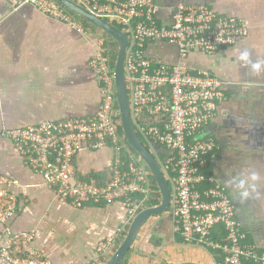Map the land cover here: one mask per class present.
Masks as SVG:
<instances>
[{"label": "built area", "instance_id": "built-area-1", "mask_svg": "<svg viewBox=\"0 0 264 264\" xmlns=\"http://www.w3.org/2000/svg\"><path fill=\"white\" fill-rule=\"evenodd\" d=\"M6 1L13 9L28 5L79 33L86 32L55 0ZM75 1L96 16L119 24L127 34L124 72L130 116L169 184L167 212L172 230L187 244L219 250L222 258L215 264H264V251L243 244L244 234L235 218L234 205L211 168L217 161L219 146L203 133L218 105L226 99L223 81L218 75L185 62L194 51L210 55L245 39L247 29L241 20L221 15L204 4L181 3L171 21L163 24L157 18L159 8L153 0ZM104 42L103 37L98 38L89 60L100 93L98 109L92 116L9 127L4 136L30 168L42 176L58 200L74 207L89 202H121L126 210V224L139 212L150 191L149 177L138 160L118 156L119 113L114 108L113 71ZM161 45L174 47L177 61L155 55L153 48ZM106 147L114 151L106 180L97 184L77 178L75 157L83 150ZM209 168V173H205ZM15 183L16 180L0 175V261L54 264L33 248L32 232H14L8 224L17 210L16 195L8 188ZM217 225L224 229V243L209 238ZM114 240L110 236L100 241L96 252L106 253ZM13 247L28 256H17Z\"/></svg>", "mask_w": 264, "mask_h": 264}, {"label": "crops", "instance_id": "crops-1", "mask_svg": "<svg viewBox=\"0 0 264 264\" xmlns=\"http://www.w3.org/2000/svg\"><path fill=\"white\" fill-rule=\"evenodd\" d=\"M153 1L163 24L171 21L178 4H204L221 15L240 19L247 29L245 39L236 44L210 55L194 51L185 62L223 81L226 99L203 133L219 146L213 171L234 205L243 244L264 251V66L253 72L238 59L248 49L253 62L264 60V0ZM99 37V30L79 33L31 6L13 9L0 0V175L16 180L8 188L17 198V210L8 224L14 232H32L33 248L54 264H103L96 261L108 259L113 247L101 254L96 247L107 237L113 236L114 242L118 239L117 230L125 228V206L89 202L74 207L58 200L4 131L42 120L92 116L100 93L89 60ZM153 50L167 61H177L174 47L161 45ZM113 157L108 147L83 150L74 159L75 176L87 179L100 174L104 179ZM252 171L260 176L255 192L241 199L233 181ZM167 211L143 224L127 251V263L215 264L209 249L185 243L172 230ZM2 231L0 223V239Z\"/></svg>", "mask_w": 264, "mask_h": 264}, {"label": "water", "instance_id": "water-1", "mask_svg": "<svg viewBox=\"0 0 264 264\" xmlns=\"http://www.w3.org/2000/svg\"><path fill=\"white\" fill-rule=\"evenodd\" d=\"M55 1L72 13L83 18L91 25L105 32L116 42L117 54L113 67V80L122 133L130 147L139 155L143 163L149 169L160 192L159 203L143 208L133 217L120 244L113 251L111 256L103 263L118 264L132 246L134 239L143 224L151 217L161 215L167 211L171 197L170 188L154 156L140 140L131 120L124 72V54L128 44L127 34L113 23L96 16L75 0Z\"/></svg>", "mask_w": 264, "mask_h": 264}, {"label": "trees", "instance_id": "trees-1", "mask_svg": "<svg viewBox=\"0 0 264 264\" xmlns=\"http://www.w3.org/2000/svg\"><path fill=\"white\" fill-rule=\"evenodd\" d=\"M73 18H75L77 21H79L83 27L85 29H97L101 32L102 37L104 39V49L106 51V55L108 56L109 59V65L111 67V70L113 71V67H114V62H115V58H116V54H117V46H116V42L113 40V38H111L109 35H107L105 32H103L102 30L96 28L95 26L91 25L90 23H88L86 20H84L83 18L79 17L78 15L72 13L71 11H69L68 9H66L65 7H63ZM113 24L115 26H117L118 28L121 29L120 25L113 22ZM211 73V72H210ZM213 74V73H212ZM116 98V96H115ZM114 108L116 111H118V107H117V102L115 99L114 102ZM116 121H117V127H118V135H119V146H120V153H119V157L126 159V158H133L135 160H138L139 163L144 167V169L146 170V172H148V177H149V189L150 191L148 192V194L146 195V197L144 198L143 201V205L140 208V210H142L143 208L149 207V206H153L159 203L160 201V192L159 189L156 185V182L154 180V178L152 177V175L150 174L149 169L147 168V166L143 163V161L141 160V158L139 157V155L130 147V145L128 144V142L126 141V139L123 136L122 133V129H121V125H120V121H119V114L116 115ZM138 134V132H137ZM140 140L142 141V143L145 145V147L147 149H149V145L145 142V140L143 139V137L138 134ZM108 144H111L110 141L107 142ZM110 147H114L112 144L109 145ZM113 151V150H112ZM114 153V151H113ZM212 165V164H211ZM214 165L211 166V168H213ZM211 169H206L205 173H209ZM84 180L87 181H93L97 184H102L106 178L102 179L100 174H93V175H89V177L83 178ZM139 198H142V195L138 196ZM139 210V211H140ZM129 223L125 224V228L124 229H120L119 231V237L118 239L114 242V246H113V251L118 247V245L120 244L121 240L123 239L126 230L129 226ZM210 239H212L213 241H217V242H221L224 243L225 242V232L224 229L222 227V225H217L215 226L210 233L209 236ZM14 251V247L12 248ZM211 251V253L214 255L216 260H220L222 258L221 252L219 250H213V249H209ZM128 253V252H127ZM127 253L123 256V258L120 260V262L118 264H128L127 263ZM17 256L19 257H27L28 255L25 253H21V252H17L16 253ZM107 259L101 258L98 259L96 261V263H104ZM248 264H254L252 263V261H249Z\"/></svg>", "mask_w": 264, "mask_h": 264}, {"label": "clouds", "instance_id": "clouds-1", "mask_svg": "<svg viewBox=\"0 0 264 264\" xmlns=\"http://www.w3.org/2000/svg\"><path fill=\"white\" fill-rule=\"evenodd\" d=\"M238 59L243 62L245 66L250 65L253 72L258 71L264 66V60H256L255 62L251 59V52L245 49L240 52ZM260 179V176L255 171L247 174L244 179H237L233 181L234 189L239 191V196L241 199L249 198L256 189V182ZM133 219V218H132Z\"/></svg>", "mask_w": 264, "mask_h": 264}, {"label": "rangeland", "instance_id": "rangeland-1", "mask_svg": "<svg viewBox=\"0 0 264 264\" xmlns=\"http://www.w3.org/2000/svg\"><path fill=\"white\" fill-rule=\"evenodd\" d=\"M95 30H97V29H95Z\"/></svg>", "mask_w": 264, "mask_h": 264}]
</instances>
